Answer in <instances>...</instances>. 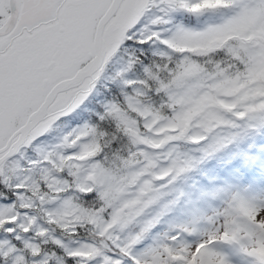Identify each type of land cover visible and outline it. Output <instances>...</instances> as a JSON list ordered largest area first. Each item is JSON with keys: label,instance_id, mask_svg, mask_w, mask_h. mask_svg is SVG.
Returning a JSON list of instances; mask_svg holds the SVG:
<instances>
[{"label": "trees", "instance_id": "16d2710c", "mask_svg": "<svg viewBox=\"0 0 264 264\" xmlns=\"http://www.w3.org/2000/svg\"><path fill=\"white\" fill-rule=\"evenodd\" d=\"M248 1H148L79 102L4 162L0 264H169L145 241L191 232L172 215L200 169L264 123V0Z\"/></svg>", "mask_w": 264, "mask_h": 264}, {"label": "flooded vegetation", "instance_id": "af4514ba", "mask_svg": "<svg viewBox=\"0 0 264 264\" xmlns=\"http://www.w3.org/2000/svg\"><path fill=\"white\" fill-rule=\"evenodd\" d=\"M110 1L0 0V191L8 158L4 155L20 135V127L53 84L68 76L67 71L63 75V63L70 43L77 49L71 61L82 65L90 59L97 20ZM126 1L122 0L124 4L121 2L114 17L131 15L132 6ZM109 20L102 31L106 48L119 40L121 35L116 34L122 31L123 23V19L119 23ZM64 97L58 95V105L51 102L47 106L45 118L38 124L46 123L54 111L63 108ZM31 139L30 129L24 141Z\"/></svg>", "mask_w": 264, "mask_h": 264}, {"label": "rangeland", "instance_id": "374dc122", "mask_svg": "<svg viewBox=\"0 0 264 264\" xmlns=\"http://www.w3.org/2000/svg\"><path fill=\"white\" fill-rule=\"evenodd\" d=\"M132 3L134 4L135 0L126 1V5H132ZM74 44L70 43L67 46L68 56L63 63L66 65H63L66 67V70L63 69V75L66 71L68 74H71L80 64V62L70 60L75 51H77L74 48ZM78 86L80 88L86 87L84 80ZM70 89L62 94L64 96L66 95L63 104L67 101L68 106L74 99ZM229 158L218 161L213 173L217 176L222 174L227 175L231 180L235 181L234 187L230 188L232 190L230 194H239L238 190H240L244 193L242 195L248 197L243 208L247 209L245 211L251 214L253 220L246 224L243 222V219H238V222L243 225L242 230L238 229L240 236L244 233L250 234V239L243 247L248 250V253L253 254V257L249 259L247 257L248 254L240 249H235L231 252L228 245L222 243L224 235L234 227L232 225L234 221L228 213V205L224 198L217 196V194H204L197 201L199 204L198 207L201 205L205 207L203 209L208 211L205 221L198 222L200 223L198 226L201 228L198 237L204 243L206 242L205 246H207V249H204V255L201 259L203 258L204 262L206 261L205 259H208L207 263L214 260L217 264H264V230L259 228L257 224V222H260V224L264 225V190L255 187L257 183H261L264 180V127L251 133L247 139L236 142L234 155ZM210 174L212 173L205 172L207 176ZM213 238H218L219 240L209 242ZM194 249L192 247L189 248V251L186 250L185 252L174 248L172 252H174L176 259L183 261L188 256L187 252Z\"/></svg>", "mask_w": 264, "mask_h": 264}, {"label": "water", "instance_id": "95a60500", "mask_svg": "<svg viewBox=\"0 0 264 264\" xmlns=\"http://www.w3.org/2000/svg\"><path fill=\"white\" fill-rule=\"evenodd\" d=\"M120 0H112L108 9L104 13V15L99 19L97 27H96V33H95V56L93 60L88 63L85 67H83L81 70L77 71L76 74L70 78L64 79L59 81L52 90L48 93L46 99L44 102L35 110L33 111L28 119V123L24 127H22L21 136L19 139L13 144V146L9 149L8 152H6L5 156L11 154L16 146L22 141L24 133L27 132L28 128L36 123L38 120H40L43 117L45 108L47 103L51 100V98L54 96L56 91L62 90L64 88H67L71 85L76 84L78 81H80L84 76L90 75L95 69H97L101 63L102 55H103V48H102V39H101V31L104 23L107 21V19L110 17V15L114 12V10L117 8ZM136 9L138 12H141L142 4L140 1H137L136 3ZM49 124L42 126V127H36L34 131V136H38L42 134L47 128Z\"/></svg>", "mask_w": 264, "mask_h": 264}]
</instances>
